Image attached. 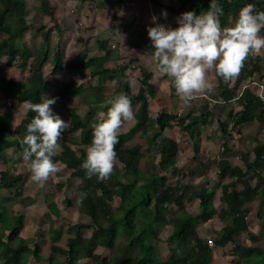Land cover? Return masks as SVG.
<instances>
[{"label": "trees", "instance_id": "obj_1", "mask_svg": "<svg viewBox=\"0 0 264 264\" xmlns=\"http://www.w3.org/2000/svg\"><path fill=\"white\" fill-rule=\"evenodd\" d=\"M87 2L88 0H82ZM40 10L43 15L54 22V26L43 32L44 42L42 51L35 56L25 47L16 45V41L24 38V33L29 29V22L25 18V0H0V57L6 56V66H18L22 69L29 67L31 73L27 82L7 81V88L3 87L0 78V92L13 90V97L18 103H39L42 96L48 90L44 69L48 63L52 66V75L57 76L66 71L72 77H80L83 73H90L91 79L101 83L116 81L119 84V94L124 93L131 99L132 106L138 107L135 113V126L127 133L119 135V143L116 145L117 159L124 165L122 175L114 173L106 182H100L97 177L87 178L86 170L82 167L86 159L87 150L93 137V125L103 119L94 118L89 110V117L84 118L77 109L68 110L71 121L62 133L64 140L60 141L61 149L53 158L57 164H63L71 171V176L79 180L78 193L86 192L87 197L81 203L82 211L88 216L92 224V234L84 238L81 231L84 226H79L74 238L67 241V249L52 245L53 253L48 258L49 264H212L213 248L209 241L203 239L198 233V225L201 221H209L216 214L214 196L208 195L205 188L193 189L187 197L190 185H167L166 177H159L157 171H170L177 159L179 144L172 138L163 136L162 133L173 125L186 130L191 139L201 136L203 131L215 120L221 126L224 135L229 134V127L234 122L236 126H242L251 122L264 124V97L257 95L249 87L242 91H236L229 84H225L219 77L220 96L226 103L235 102L239 105L238 112H231L229 122L223 121L215 110L205 105L203 110L191 117L189 122L176 114L160 112L155 118H151L147 92L153 90V73L142 68V79L137 94L131 90V80L127 73L128 66H121L118 71L106 68V63L112 58L114 50L108 48V42L99 43L100 56L88 59L86 57L65 61V51L58 48L52 55L50 52L51 35L55 28L61 33L58 26L55 10L51 0H40ZM223 8L224 14L220 17L221 26L228 27L238 18L239 10L249 3L256 5V11H264V0H216ZM211 0H180L179 8L166 7L171 13L179 14L184 10L194 11L197 15L209 10ZM264 35V30L261 31ZM6 36V37H3ZM33 63L29 61L33 59ZM117 58V57H116ZM1 77V76H0ZM251 80L256 85L264 88V57L253 55L248 58L244 69L238 79ZM237 79V80H238ZM255 79V81H254ZM172 84V96L176 95ZM98 88H89L75 83H63L56 87L54 97L63 104L73 101L78 97L89 96L96 104L106 102V97L97 92ZM7 95H9L7 93ZM6 114L0 117V161L9 168L0 172V191L17 190L16 195L22 196L24 177L22 174L13 173L14 160L7 159L3 152L17 148L22 154V141L26 135V128L35 116L28 110L21 123L13 128L11 108L6 107ZM14 129V130H13ZM154 132L152 141L159 145V157L157 162H152V167L143 171L140 167L145 153L138 144L129 145V141L137 134L148 135ZM79 134V135H78ZM71 135V136H70ZM161 138L160 142L158 141ZM212 138V137H211ZM195 152H199V144H195ZM230 149L224 146L221 158L217 163L221 184V201L226 204L222 220L225 225L222 233L214 240L218 248H226L233 244L232 256L238 257L241 264H264V248L245 247L236 244V236L247 233L248 237L255 241L256 235L250 232L247 221L246 206L252 203L260 195L264 196V140L255 144L253 157L250 152L241 154L244 168L233 166L227 158ZM193 174V173H192ZM149 178L151 180H149ZM253 178L262 187L257 191L252 184ZM228 182H224L228 180ZM116 194L119 197V205L113 208ZM198 199L203 209L202 215L194 216L187 210L186 201ZM173 208L176 210L173 211ZM10 210L2 204L0 199V262L2 264H26L30 254L28 240L18 241L25 227L24 216L7 217ZM11 213V212H10ZM173 216L172 220L169 217ZM171 224L173 234L179 241L176 253L167 260H161L155 251L152 237L156 231ZM86 227V226H85ZM118 236H122L128 242L127 251L118 258H107L96 252L97 248L111 249L115 245ZM53 237V242H56ZM17 245H13L15 242ZM38 246L35 247L33 259L39 261ZM61 253L65 260L61 261L54 253ZM25 259V260H24Z\"/></svg>", "mask_w": 264, "mask_h": 264}, {"label": "rangeland", "instance_id": "obj_2", "mask_svg": "<svg viewBox=\"0 0 264 264\" xmlns=\"http://www.w3.org/2000/svg\"><path fill=\"white\" fill-rule=\"evenodd\" d=\"M25 1L27 4L25 18L29 22V29L24 33L22 40L16 41V45L17 47L25 46L29 48L37 56L42 51L44 42L43 32L52 28L54 22L49 17L43 15V12L40 10V0ZM130 1L139 2V7L134 8L130 5L124 7L123 4H126L127 0H88L87 2H83L82 0H51L58 26L63 29L60 33L55 28L51 35V54L53 55L60 47L65 51V61L82 57L93 59L104 54L99 49V43L107 41L108 48L114 50V53L105 66L106 68L118 71L121 66L127 65V73L131 80L133 94H137L140 88V80L142 79L141 69L144 68L153 73L152 84L154 89H149L147 92L150 108L149 116L151 118H155L160 112L165 111L176 114L184 118L186 122H189L192 119L191 117L198 115L204 106L208 105L222 117L223 121L229 122V114L233 111L238 112L241 109L235 102L226 103L223 101L220 96L219 77L215 72L208 74L209 81L215 85V93L194 100L191 106H184L177 95L172 96V80L167 75L158 71V67L153 60L154 48L147 34L148 27L156 26L151 18L153 16L157 17L156 23L163 24L165 27L177 28L179 26L177 19L182 13L188 12V10L186 9L179 14H174L166 7L179 8L180 0ZM163 12L167 13L166 18L162 15ZM121 19L125 22L122 23ZM133 19L140 23L139 31L134 32L135 23H130ZM121 24H129L128 30L126 29L125 33L130 35L131 43L134 45L129 46L133 49L125 51L124 56L120 55L121 50L117 46H120V44L117 41V43L110 44L109 41L112 39H105L107 33L103 34L107 30L118 27ZM233 24L234 22L230 26ZM139 26L135 25L137 28ZM41 28H45V30L42 31ZM130 28L132 33H129ZM95 29L96 31L93 32ZM88 34L91 35L88 37ZM106 36H109V34ZM80 43L82 44V48H80ZM113 44L117 48H113ZM134 47L138 48V50H135L136 48ZM260 55L264 57V50H262ZM33 60L34 58L29 61V64L33 63ZM6 61V56L0 57V78L2 79L1 83L4 88H7L5 84L7 81H28L31 76L29 67L25 69L18 66L7 67ZM51 71L52 66L48 63L44 69V74L49 85L46 92L48 98H53L56 87L63 83H75L76 85L85 87V89L98 88L97 92L106 97V102L99 105L94 103L93 99L89 96L78 97L66 104L56 99V103L51 106L52 111L65 122H68V126L71 121L68 110L71 108L77 109L85 119L89 117L88 112L90 109L92 110L90 116L99 119L106 118V114L111 107V101L119 95V84L116 81L107 80L99 85L98 80L91 79L88 72L83 73L80 77H72L65 70L57 76H53ZM230 86L235 88L236 91H242L247 86L255 94L263 95L264 97L263 86L256 85L250 79L245 80L240 78L231 83ZM4 90L0 92V117L6 114V107L11 108L12 125L13 128H16L26 117L28 109L25 108V104L18 103L13 97V90H9V92H5ZM137 109V106L133 107L134 116ZM135 124L136 120L134 118L133 121L124 125L121 134L129 132ZM150 133L148 135L137 134L129 141V145H140L145 153V158L140 165L143 171L149 170L152 167V162H157L159 157L158 142L152 141L154 132ZM163 136L175 140L179 144V152L174 167L165 173L158 170L159 177H166L167 185L169 186L177 184L190 185L191 188L187 190V197L194 188L198 190L205 188L208 195L214 196L216 214L209 221H201L197 227L199 235L203 239L208 240L210 246L213 248L212 264H241L238 257L232 256L233 244L228 245L226 248H218L214 245V240L222 233V228L225 225L222 216L226 210V204L221 201L222 182L218 174L217 163L221 158L224 146L227 145L230 149L227 155L230 163L233 166L244 168L241 154L245 152L252 154L255 144L264 140V124L251 122L239 127L234 125L232 121L229 127V134L224 135L221 126L215 120L203 131L201 136L194 139L190 138L186 130L176 125L164 130ZM162 137L159 138V142ZM63 140L64 137H62ZM196 143L199 144L198 153L195 152L194 146ZM82 148L87 150V147ZM3 155L11 157L14 160L11 167V169L14 168L13 173L15 175L22 174L24 177L23 183L20 184L22 196L16 195L17 190H3L0 191V199H2V204L10 209L8 210L9 214L7 217L24 216L25 218V227L18 241L28 240L26 244L30 247L31 252L24 255L25 259L29 258L26 264H49L48 258L53 253L52 245L67 249L68 239L75 237L78 231L77 227L79 226H84L81 231L84 238L91 236L92 229L89 226L92 224V221L82 211L81 202L78 199L79 193L77 187L79 180L71 176L70 170L66 169L63 164H57L61 171L50 177L47 183L43 187H40L31 180V173L23 162L22 154L16 147L3 152ZM7 168L9 167L6 164L0 162V172ZM114 171L120 175L125 172L124 165L118 159H116ZM149 180L151 179L149 178ZM228 181L229 179L224 182ZM252 184L257 191L262 189L254 178ZM119 202V197L116 194L111 206L117 208ZM199 204L198 199L191 201L187 199V210L194 216H200L203 209ZM174 210L176 209L173 208ZM245 211L247 212L250 232L256 235L257 240H251L248 234L243 232L236 236V244L245 247L264 248V196L260 195L257 197L246 206ZM172 219L173 216H170L169 220ZM53 237L57 239L56 242H53ZM18 241L13 245H17ZM152 241L156 254L161 260H167L171 254L176 253L179 243L173 234L171 224L157 229L156 236L152 237ZM127 245L128 242L122 236H118L113 248L104 249L99 247L96 252L103 257L118 258L127 251ZM36 246L40 248L39 261L33 259L32 252ZM54 256L61 261L65 260L64 255L61 253L55 252ZM86 261L88 264H93L90 260ZM82 263L83 261L80 264ZM0 264H2V261Z\"/></svg>", "mask_w": 264, "mask_h": 264}, {"label": "clouds", "instance_id": "obj_3", "mask_svg": "<svg viewBox=\"0 0 264 264\" xmlns=\"http://www.w3.org/2000/svg\"><path fill=\"white\" fill-rule=\"evenodd\" d=\"M223 14V8L216 0H211L206 12L182 13L175 29L156 23L155 16L151 18L156 26L148 27L147 34L154 48L153 60L158 71L172 80L184 106L215 93L209 73L215 72L230 85L239 78L248 58L264 50V35H261L264 11H256V5L249 3L239 10L238 18L230 27L221 26ZM162 15L166 18L167 13ZM55 103V97L43 95L41 102L24 105L35 116L26 128L22 157L31 180L40 187L61 171L53 158L61 149L62 133L68 129V122L53 113L51 106ZM134 118L130 97L124 93L117 95L111 101L106 118L93 125L92 141L82 164L87 178L95 176L100 182H106L111 177L119 135L124 125ZM86 197L87 193L82 192L78 199L82 203Z\"/></svg>", "mask_w": 264, "mask_h": 264}, {"label": "crops", "instance_id": "obj_4", "mask_svg": "<svg viewBox=\"0 0 264 264\" xmlns=\"http://www.w3.org/2000/svg\"><path fill=\"white\" fill-rule=\"evenodd\" d=\"M111 1V0H110ZM113 1V0H112ZM124 5V7H126V5H130V6H133L134 8L135 7H139V2H131L130 0H127V2H126V4L124 3L123 4ZM138 20H139V18H137ZM87 20V19H86ZM134 20V21H133ZM133 20H131L130 21V23H135L134 24V29L133 30H135L134 32H136V31H139V28H140V26H139V22L137 21V20H135V19H133ZM114 21V20H113ZM120 22V21H119ZM121 22L123 23V22H125V21H123V19H121ZM138 25L139 27L137 28V27H135V25ZM129 25V24H128ZM128 25H124V24H121L120 26H118V27H115V28H111V27H109V28H111V29H109V30H107L105 33H103V34H109V36H106L105 35V39H112V40H110L109 42H110V44H112V43H114V42H118L119 44H120V46L119 45H117L118 46V49L119 50H121V54L120 55H122V56H124L125 54V51H127V50H129V49H133V48H131V47H129V46H134L132 43H131V40H130V35H128V34H126L125 33V31H127L128 30ZM142 25V24H141ZM114 26H115V24H114ZM127 29V30H126ZM130 31H129V33H132V30H131V28L129 29ZM94 31H96V29L95 30H93V32ZM97 32H99L98 30H97ZM140 34V33H139ZM89 35H91V34H88V37H89ZM112 37V38H111ZM82 42V41H81ZM116 42V43H117ZM80 48H82V44L80 43ZM117 46H115L114 44H113V48H117ZM120 47V48H119ZM138 47V46H137ZM134 48H136V47H134ZM135 50H138V48H136ZM154 51V50H153ZM120 53V52H119ZM10 150V149H9ZM7 159H12L11 157H7V156H5ZM0 162H2V161H0ZM3 163V162H2ZM3 191V190H2Z\"/></svg>", "mask_w": 264, "mask_h": 264}]
</instances>
